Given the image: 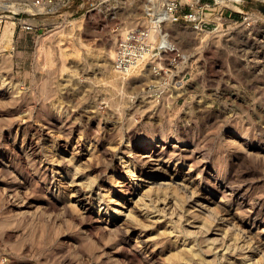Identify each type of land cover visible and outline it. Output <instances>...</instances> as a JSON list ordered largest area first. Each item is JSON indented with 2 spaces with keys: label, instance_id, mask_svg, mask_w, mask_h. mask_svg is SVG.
<instances>
[{
  "label": "rangeland",
  "instance_id": "1",
  "mask_svg": "<svg viewBox=\"0 0 264 264\" xmlns=\"http://www.w3.org/2000/svg\"><path fill=\"white\" fill-rule=\"evenodd\" d=\"M151 1L56 0L49 10L31 15L32 0H0V264L213 259L204 253L191 258L185 248L196 243L205 249L204 240L214 234L184 235V218L171 233L175 218L168 210L149 218L135 207L138 196L132 201L119 192L124 175L119 162L128 154L137 163L159 150L187 156L178 166L177 159L170 163L166 179L158 180L169 182L180 169L179 181L191 187L180 210L198 211L199 224L222 213L225 193L237 227L251 237L264 229V0H200L194 8L189 3L196 0H178V13L193 17L166 24L162 35L168 34L179 59L163 55L160 74L150 62L134 72H115L114 56L107 52L114 55L127 29L149 28L153 5L167 3ZM10 20L16 25L6 37ZM210 21L221 22L219 30L208 32L204 25ZM24 23L33 29L25 30ZM191 164L190 174H183ZM140 172L138 167L136 175ZM217 184L227 187L211 201L203 193L216 192ZM79 186L94 202L88 217L74 195ZM230 187L243 189L238 202L229 197ZM96 193L111 197V208L123 201L121 210L131 207L134 218L105 213ZM196 226L189 228L198 231Z\"/></svg>",
  "mask_w": 264,
  "mask_h": 264
},
{
  "label": "bare ground",
  "instance_id": "2",
  "mask_svg": "<svg viewBox=\"0 0 264 264\" xmlns=\"http://www.w3.org/2000/svg\"><path fill=\"white\" fill-rule=\"evenodd\" d=\"M153 1H151V2H153ZM159 1H161V0H159ZM166 1H168V0H166ZM219 1L220 2H226V0H219ZM233 1H235V0H233ZM236 1H240V0H236ZM28 6L30 8V11L33 12V13H42V12H44L46 10L45 8H37V7H34L31 2L28 4ZM153 7L155 8L154 10L156 12V18H154V19H151L150 18L151 20L149 21L150 24H149L148 27L150 29V37H151V39H154V41H155V38H157V35L158 34H161L162 35V32H163V31L162 32L160 31V33H159V30L157 29V27H158V21H159V19L161 18V16L163 14H165V9L160 8V6H158L156 4H155V6L153 5ZM30 21L31 22H34V19L33 20L30 19ZM15 25H16V21H14V20L8 21V24H7L6 29L4 31V35L6 37L9 34L12 35V32H13L12 29H13V27ZM220 26H221V22L218 23V25L216 26V29L215 30H219ZM206 28L208 29L207 30L208 32H211V30H209L210 27H206ZM165 35L166 34L163 33V35H162L163 36L162 42L164 44H168V40L166 39ZM112 53H113V51L112 50H109L107 52V56L109 58H112L114 56ZM139 68H141L140 65H138L137 67H135L134 69H132V71L134 72V71H136ZM113 70L115 72H119L115 68ZM113 82H115V80ZM47 132H48V130H47ZM47 132H45V133H47ZM40 133H41V131H40ZM38 135H40V134L38 133ZM34 143L35 142H33L32 139L29 141V146H30L29 148L31 150H33V151L36 150V147H35ZM169 151H168V154H169ZM129 152H130V150H129ZM171 154H175V153H170V156H168L162 150L155 151V152H153L150 155H147V156L145 155V157H141L140 156L141 159L139 160V163H137L135 159H132L131 158V154H128L127 155V157H128L127 160L125 159L126 157L123 158V156H122L121 157V161L119 162V169L123 168L122 170L124 172L123 173L124 175L122 176V181L120 182L119 192L121 194H123V195L124 194H127V195L131 196L132 197V201L138 196V198L134 200L135 207L136 208L138 207L139 208L138 209L139 211H145L146 212V215L149 218L151 217V214H153L155 212H159L160 213L162 211L163 213L166 214V212L168 210L167 213H170L169 215L172 216V219L175 218V219L172 220V222H173L172 224L173 225L171 226V229H172V230H170L171 233L173 232V229L177 225L179 226L180 224L183 223V218H184V220H188L187 223H186V224H188L187 227L186 226L184 227L187 234H184V235H194L195 233L196 234L197 233L199 234V233H202V231H203V233L205 232V234L206 233H208V234H214V237L213 238L210 236L209 238H207V239L204 240V241H206V243H205L206 244L205 245V249L199 248V246L197 247L196 246V243H192V245L190 247H188V248L186 247L185 248L188 251V253L191 256V258H198L199 256H201V254L204 253V256L205 255H207V256H214V258L213 259L211 258V260L209 258H205L204 259V263L205 264H209V263L210 264L211 263H215V264L218 263L219 264V262L221 264L222 261H228V264H263V262H262L263 260L261 261V258L264 256V253L262 255H260V256L258 254H259V252H261L262 250H264L263 249L264 248V239H262L260 237L261 236L260 234H264V229L261 230V231H258L257 232V236L251 237L249 234H247L249 232V230L246 231V229H244L242 227H239V226L237 227L236 226V223L233 222L234 221L233 220V217H234V215H236V211H234L235 208L233 210L232 206L229 205V203H230L229 199L230 198L228 199L227 198V195L225 193H223L224 195H222L221 196V199H220V204H221L220 207L222 208V210H221L222 213L219 214V213L216 212L218 215L216 214V216L213 217L212 220H209L208 218L205 219V217H204V220L205 221H202L201 220L202 222H201V224H199L198 221L195 220V219L198 218L202 214L198 213V211H196L197 213H195L194 211H191L192 210L191 209V210H185V212H186L185 213L183 210H180L182 208V206H183L182 203L184 202V199H185L184 195L186 193H188V191L191 188L190 187V182L189 183H188V181L187 182H184L185 179H184V181L182 180L183 182H180L179 181V177L178 176L180 175V169L176 170L175 176H170L169 177V179H171V181H169V182H164V181L163 182H160L158 180V179H166V174H168V171L170 170V168L168 167L170 165V163H172L173 161H175L177 159L176 162H175V165L178 166L180 163L182 164L183 162H185V161L188 160V159H185V158H187V156L186 157H183V158L182 157L176 158L174 155H171ZM88 159H90V158H88ZM67 160L68 159H63L62 163L67 164L68 163ZM90 160H93V159H90ZM68 164L70 165V163H68ZM192 166L193 165L191 164L190 165V170L188 172H186V173H183V174H185V175L190 174L189 172L191 171V169H192L191 167ZM138 167H139V169L141 171L140 172L141 175H139V176L136 175V170L138 169ZM77 168H75V169H77ZM63 169H65V168H63ZM73 176H76V175L73 174ZM72 182H74V181H72ZM76 185L78 186L79 184L76 183L75 186ZM85 185H86V183H85ZM225 187H227V186L226 185H223V184H220V185L217 184V185L214 186L216 192H214L213 190H211L210 192H204L203 194L205 196H207V198L212 201L214 199L215 193H217V192H221V193L224 192L223 190H224ZM203 189H205V188H203ZM241 189H238V188H235V187L233 188L232 187L231 188L232 192H230V195L231 196H229V197H231L232 200H235V201L238 202L240 200L239 198L242 197L241 194L243 193V192H241ZM103 190H104V188H103ZM194 192H195V190H192L191 191V196L194 194ZM74 193L73 194L76 196L77 201H81L82 203H84V205H83L84 206V209L81 211L82 214L84 215V217H88L90 215V210H91V207L90 206H92L93 203H94L93 200H90V199H88V197L84 196V193L82 192V188L80 186L79 187H76V189L74 190ZM96 194H97V198L96 199L99 200V205H98L99 206V209H101L102 211H105V213L109 214V213H112L113 212V214L115 216H123L124 219L125 218L126 219H131V218L133 219L134 218V214H133L134 210H132L131 207L128 208L129 210H128L127 213L124 212L123 210H121V208L122 209L125 208V205H124L125 203L123 201H118V202L117 201H114L115 206L111 208V207H109V203H111V202L113 203V201L111 200L112 199L111 197H108L107 195H104V194L102 195L100 193H96ZM239 195H241V197H239ZM189 198H190V196H189ZM233 198H235V199H233ZM103 204H105L106 206L105 207H102ZM160 204L161 205L163 204V206L162 207H159ZM198 205H200V203H198ZM201 206H202V208L204 210H209L210 212L213 211V209H214V207H213V209H211L212 208L211 206H210L211 208L208 207V206H206V205L205 206L204 205H201ZM249 210H251V209H249ZM77 211H75V212L77 213ZM135 211H137V210L135 209ZM246 211H247V209H246ZM83 215H82V217H83ZM186 215L188 216L187 218H185ZM170 216H169V218H170ZM204 216H206V215H204ZM157 217H158L157 219H160L161 215L159 214ZM190 219H193V220L190 221ZM244 220H246V218ZM139 221H140V219H139ZM254 221H252V225L255 224ZM196 223H198L197 224L198 226H196ZM110 224L112 226H116L117 229H120L121 228V230H122V225L118 224V222L111 221ZM147 225H148V223H147ZM195 226L198 229V231L193 230L194 228L193 229L192 228H189V227H195ZM123 228H124V226H123ZM202 229H205V230H202ZM124 230H126V229H124ZM159 232H161V230H159ZM162 233H163V231H162ZM123 235H125V234L123 233ZM202 240H203V238H202ZM141 242L146 247V243H145L146 240H143L142 239ZM138 243L140 244V242H138ZM202 243H204V242H202ZM138 246H140V245H138ZM146 253H148V252H146ZM135 254H136V252H135ZM188 262H185V263H188Z\"/></svg>",
  "mask_w": 264,
  "mask_h": 264
},
{
  "label": "built area",
  "instance_id": "3",
  "mask_svg": "<svg viewBox=\"0 0 264 264\" xmlns=\"http://www.w3.org/2000/svg\"><path fill=\"white\" fill-rule=\"evenodd\" d=\"M56 0H32V4L37 8H45L49 10ZM200 0L195 3H189V6L194 8L195 4L199 5ZM181 6L178 0H168L163 9L165 14L161 16L158 21L157 29L163 31V26L166 24H177L189 22L192 19L191 13L181 15L177 9ZM155 9V8H154ZM151 9L152 19L156 18L155 10ZM37 13H31L36 15ZM219 18V17H218ZM221 19V18H219ZM205 27H210V33L216 31V23L207 22ZM25 30H32L31 25L23 24ZM168 40V35H165ZM163 38V37H162ZM174 54V59H179L180 53L173 44L168 41V44L160 42L156 45L150 37V29L143 28H129L121 34L120 39L117 41L114 51L113 66L119 72L127 73L140 64L151 63L153 73L160 74L162 72V62H164L163 55Z\"/></svg>",
  "mask_w": 264,
  "mask_h": 264
}]
</instances>
